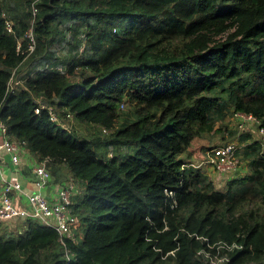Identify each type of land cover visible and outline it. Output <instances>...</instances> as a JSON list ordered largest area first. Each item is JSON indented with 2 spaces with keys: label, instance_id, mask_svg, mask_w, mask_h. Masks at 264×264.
<instances>
[{
  "label": "trees",
  "instance_id": "trees-1",
  "mask_svg": "<svg viewBox=\"0 0 264 264\" xmlns=\"http://www.w3.org/2000/svg\"><path fill=\"white\" fill-rule=\"evenodd\" d=\"M60 47L76 53L59 62ZM224 94L264 128V0H0V120L78 189L63 237L0 222V264H264L262 143L243 133L249 172L228 191L183 168ZM75 121L104 137L79 138Z\"/></svg>",
  "mask_w": 264,
  "mask_h": 264
},
{
  "label": "built area",
  "instance_id": "built-area-1",
  "mask_svg": "<svg viewBox=\"0 0 264 264\" xmlns=\"http://www.w3.org/2000/svg\"><path fill=\"white\" fill-rule=\"evenodd\" d=\"M7 29L9 32L13 30V26L9 21H7ZM27 36L31 41L29 48L33 51L35 40L32 28L28 31ZM14 76H12L9 82L7 92L14 91L16 86L21 84L18 81L14 82ZM1 108L2 105L0 104V111ZM121 108L124 109V106L121 105ZM36 112L39 113L40 108H37ZM49 112L53 122L66 127L53 107H49ZM68 117L73 118L72 115H68ZM233 117L236 125L243 132L247 130V123L257 124L262 137L261 143L264 146V128L260 126V121L255 116L241 111H234ZM7 133L6 124L0 120V222L31 218L47 226L54 227L61 237L69 234L70 226L74 225L76 221L72 216L70 205L74 194L78 190L76 189L77 186L72 182L67 185L54 183L52 174L46 166V161L36 162L32 168L33 174L35 175L33 182L35 186L34 191L28 192L23 183L18 180L7 179L4 175L6 158L8 157L12 165L19 167L24 151L30 153L25 144H20L11 139ZM240 148L238 144L232 142L220 146H210L202 153L199 162L194 160L187 161L183 164V168H194L196 170H202L203 172L212 169L221 175L230 174L237 170L241 164L239 156ZM48 187H51L53 192H55L54 197L50 200L43 193V190ZM165 193L169 198H173L174 196V191L166 190ZM18 195L26 197V206L21 204ZM217 257L218 255L212 257L211 262L218 263L225 260V258Z\"/></svg>",
  "mask_w": 264,
  "mask_h": 264
},
{
  "label": "rangeland",
  "instance_id": "rangeland-1",
  "mask_svg": "<svg viewBox=\"0 0 264 264\" xmlns=\"http://www.w3.org/2000/svg\"><path fill=\"white\" fill-rule=\"evenodd\" d=\"M72 42H73V44H76L77 40H72ZM81 49H82V44L79 45V48L77 49V51L81 52ZM66 50H67V48L66 49H63L62 47L59 48V50H58V57H59L58 61L59 62L66 60L67 57H69V55H74L76 53V51H74V50L69 51V52H67ZM80 57L82 58L83 55H81ZM58 67L62 70L65 69L64 66L61 64L58 65ZM19 73H17L14 76V82L18 81L19 83H21V78L25 76V72H19ZM18 85H20V84H18ZM223 101L226 105V108L223 111V116H218V121H217V126H216L217 132H213L211 134H205L202 137L197 138L194 141V145L192 146V151H191L192 153L191 154H192V156H196V155L198 156V157L196 156L197 159H194V161L199 162L201 159L200 157H201L202 153L208 147L220 146V145L228 144L231 142L238 144L241 147L239 150V154L242 153L244 151L245 146L248 144L247 141L242 139V137L244 135H246L247 133L250 134V136L252 137L249 140L252 141L253 139H255V140H259L260 142L262 141V137L259 133V129H258L257 124L247 123L246 124L247 130L243 132L240 128H238V126L235 123V120L233 117L234 108H233L230 100L227 98L226 94L223 95ZM73 126H74L73 134H75L79 138H88L90 140L95 141L96 137H101V138L104 137L103 133L99 134L98 129L96 127L91 126V125H81V124H77L75 121V122H73ZM243 133H244V135H243ZM251 141H249V142H251ZM104 150H106V149L104 148ZM111 152H113V151H111ZM187 153L181 155V158L185 159L186 161L189 159L188 158L189 156L187 155ZM110 156H111V154L109 155V157ZM238 169H241L242 173L243 172H246V173L249 172L248 168L245 167V164L242 163V161H241V164L238 167ZM57 173H58L57 174L58 178L62 179L65 182H68V176H66L65 170L58 169ZM204 174L208 177H209V175L210 176L217 175V178H219V176L227 175V174L221 175L218 172H213L211 169L206 170L204 172ZM54 183H58V182L55 181ZM58 184H60V183H58ZM226 186H227V183L225 186H221L219 188V190L228 191L229 188ZM55 187H57V186H55ZM235 190L236 189H233V191H235ZM0 228L2 229L5 227L0 224Z\"/></svg>",
  "mask_w": 264,
  "mask_h": 264
},
{
  "label": "crops",
  "instance_id": "crops-1",
  "mask_svg": "<svg viewBox=\"0 0 264 264\" xmlns=\"http://www.w3.org/2000/svg\"><path fill=\"white\" fill-rule=\"evenodd\" d=\"M194 145V142H193ZM192 145V146H193ZM192 146L189 149L188 152V160L187 161H192L194 159H197L196 156H192ZM38 162L36 160L35 157H33L30 153L25 152L23 153V157H22V162L21 165L19 167H16L14 165L11 164V162H9L8 157L6 158V161L4 163V175L7 179H12V180H18L20 182L23 183V185L25 186V189L28 192L34 191L35 190V186L33 184L34 180H35V175L33 174L32 168L35 165V163ZM212 170V169H211ZM240 170V171H239ZM213 172H215L214 170H212ZM246 172H241V169H237L234 172L224 175V176H219V178H217V175L215 176H210L208 177V179H213L216 180L218 187L220 188L221 186L226 185V183L238 176H243ZM213 177V178H212ZM43 193L45 194V196L50 200L54 197L55 192H53V189H51V187L46 188L45 190H43ZM23 195H18L19 201H21V204H24L25 206L27 205V200L26 197Z\"/></svg>",
  "mask_w": 264,
  "mask_h": 264
}]
</instances>
